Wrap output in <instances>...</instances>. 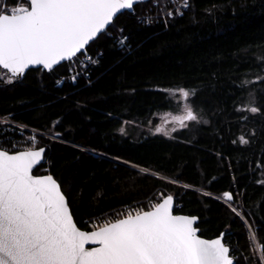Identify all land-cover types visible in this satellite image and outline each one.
Here are the masks:
<instances>
[{
  "label": "trees",
  "instance_id": "16d2710c",
  "mask_svg": "<svg viewBox=\"0 0 264 264\" xmlns=\"http://www.w3.org/2000/svg\"><path fill=\"white\" fill-rule=\"evenodd\" d=\"M149 5L120 14L86 48L97 63L75 84L66 63L10 82L0 68V145L28 129L45 135L35 136L45 151L33 175L53 176L81 230L171 195L173 213L196 217L200 237L223 234L236 264H261L264 0H189L145 25L138 16H154ZM120 31L127 49L117 48ZM178 88L208 123L172 138L148 134L146 121L173 107L167 90Z\"/></svg>",
  "mask_w": 264,
  "mask_h": 264
},
{
  "label": "snow or ice",
  "instance_id": "6c2138e0",
  "mask_svg": "<svg viewBox=\"0 0 264 264\" xmlns=\"http://www.w3.org/2000/svg\"><path fill=\"white\" fill-rule=\"evenodd\" d=\"M139 2L12 0L9 6L8 0H0V68L11 74L10 82L30 65L51 70L78 53L84 55L89 42L121 10L134 11ZM167 91L178 92L181 99L190 95L184 88ZM184 113L174 117L182 126L197 119L189 106ZM44 151L29 148L10 154L0 149V264H234L220 238L197 235L196 217L173 214L171 195L148 211H129L122 219L81 230L53 176L32 174ZM222 196L233 199L227 191Z\"/></svg>",
  "mask_w": 264,
  "mask_h": 264
},
{
  "label": "built area",
  "instance_id": "2783aa9c",
  "mask_svg": "<svg viewBox=\"0 0 264 264\" xmlns=\"http://www.w3.org/2000/svg\"><path fill=\"white\" fill-rule=\"evenodd\" d=\"M186 2H187V7L184 6L185 0H153L152 2H150L148 11L153 13L154 16H150L149 13H146L142 16H138V18L140 22H142L145 25L152 24L153 19H158L159 17H164V18L168 17L172 19L174 17V14L186 11L188 9L189 0H186ZM128 12H132L133 14H135V11L133 10H129ZM168 12H172V15L168 16L167 15ZM124 38L125 36L122 34V31H120L115 39L118 49L128 48V46H126L127 39L123 44L118 43V41L124 40ZM97 57H98L97 55L92 56L89 54H84V55H80L79 57L71 61H68L67 63V72L69 74L68 79L73 84H75V82L81 77V75L85 72V70L89 68V66H93L97 63ZM62 82L63 79L60 80L57 85H60ZM27 131L30 132L31 134L29 137L25 138L20 142L12 144L11 147L0 145V149L7 150L9 151V153L16 151H23L29 148L35 149L37 143L35 140V136L44 137L45 135L29 129ZM13 145H15L14 148ZM129 211L135 214L134 210L126 209L122 212L121 216L124 218Z\"/></svg>",
  "mask_w": 264,
  "mask_h": 264
},
{
  "label": "rangeland",
  "instance_id": "374dc122",
  "mask_svg": "<svg viewBox=\"0 0 264 264\" xmlns=\"http://www.w3.org/2000/svg\"><path fill=\"white\" fill-rule=\"evenodd\" d=\"M171 95L174 101L173 107L169 110H164L155 113L153 115V118L156 119V122H153L152 119L146 121L145 129L147 130L148 134L162 136L165 138H172L181 131L194 133V129H197L202 124L208 123V122L205 123L201 113L199 112L200 110L199 109L197 110L196 107L193 106V104L190 102L189 96L185 99H181L178 92H176L174 95L173 94ZM185 106L191 107L197 119L195 121H184V126H182L178 120L174 119V117L184 115ZM245 107L247 109L252 108L250 103L246 104ZM125 127L126 126L123 127L122 131L125 130ZM158 128L160 129V131H157ZM103 223H101L100 225H102Z\"/></svg>",
  "mask_w": 264,
  "mask_h": 264
},
{
  "label": "water",
  "instance_id": "95a60500",
  "mask_svg": "<svg viewBox=\"0 0 264 264\" xmlns=\"http://www.w3.org/2000/svg\"><path fill=\"white\" fill-rule=\"evenodd\" d=\"M151 0H140V2L139 3H137V5L138 4H145V3H148V2H150ZM128 10H121V12L120 13H118L115 17H114V19H113V22L115 21V19L120 15V14H122V13H124V12H127ZM112 22V23H113ZM111 25H109V26H106V31H107V29L110 27ZM106 31H104V32H106ZM103 32V33H104ZM103 33H100V34H98V37L101 35V34H103ZM97 37V38H98ZM96 38V39H97ZM95 39V40H96ZM94 40V41H95ZM94 41H90L89 42V45L92 43V42H94ZM88 45V46H89ZM88 46H86V48L88 47ZM78 55H80L79 53L77 54V56ZM66 62H68V61H61L59 64H57V65H54L53 66V69H51V70H49V69H44L43 68V66L42 65H30L28 68H26L25 69V71H24V74L26 73V72H28L29 70H42V71H45V72H51V71H53L55 68H57L58 66H61V65H63V64H65ZM2 70H4V71H6L7 72V70L6 69H3V68H1ZM10 74V73H9ZM24 74H22V75H18L17 77H16V79H19V78H21ZM11 75V74H10ZM43 161H44V152L42 153V155H41V159L37 162V164L36 165H34L33 166V172L38 168V167H40V165L43 163ZM33 174V173H32ZM63 194V193H62ZM66 202H67V200H66ZM174 207H175V204H174V200H173V210H174ZM174 214V213H173ZM174 215H176V214H174ZM191 217V216H190ZM74 221V220H73ZM197 222H198V219H196L195 221H194V224H193V226L196 228V225H197ZM197 235L200 237V235H199V229H197ZM201 239H204V238H202V237H200ZM217 238H220L221 239V241H222V243H223V240H224V235H220L219 237H217ZM214 239H216V238H214ZM206 240H209V239H206ZM211 240V239H210ZM95 245H86V247H94ZM234 264H236L235 263V260H234Z\"/></svg>",
  "mask_w": 264,
  "mask_h": 264
}]
</instances>
